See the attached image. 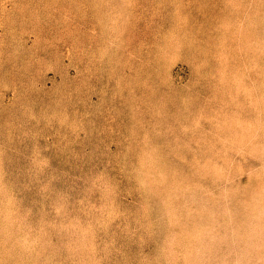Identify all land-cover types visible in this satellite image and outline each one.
I'll use <instances>...</instances> for the list:
<instances>
[{"label":"rangeland","instance_id":"1","mask_svg":"<svg viewBox=\"0 0 264 264\" xmlns=\"http://www.w3.org/2000/svg\"><path fill=\"white\" fill-rule=\"evenodd\" d=\"M0 264H264V0H0Z\"/></svg>","mask_w":264,"mask_h":264}]
</instances>
